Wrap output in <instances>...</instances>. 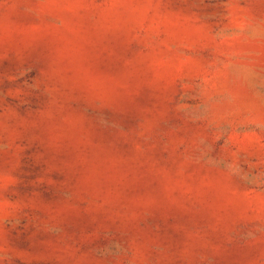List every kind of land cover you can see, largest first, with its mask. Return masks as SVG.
I'll list each match as a JSON object with an SVG mask.
<instances>
[{
	"label": "rangeland",
	"instance_id": "374dc122",
	"mask_svg": "<svg viewBox=\"0 0 264 264\" xmlns=\"http://www.w3.org/2000/svg\"><path fill=\"white\" fill-rule=\"evenodd\" d=\"M0 264H264V0H0Z\"/></svg>",
	"mask_w": 264,
	"mask_h": 264
}]
</instances>
